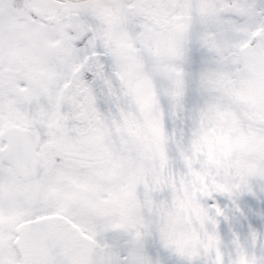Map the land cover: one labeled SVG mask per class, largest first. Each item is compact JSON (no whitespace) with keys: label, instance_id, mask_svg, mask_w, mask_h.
Returning <instances> with one entry per match:
<instances>
[{"label":"snow or ice","instance_id":"6c2138e0","mask_svg":"<svg viewBox=\"0 0 264 264\" xmlns=\"http://www.w3.org/2000/svg\"><path fill=\"white\" fill-rule=\"evenodd\" d=\"M0 264H264V0H0Z\"/></svg>","mask_w":264,"mask_h":264}]
</instances>
